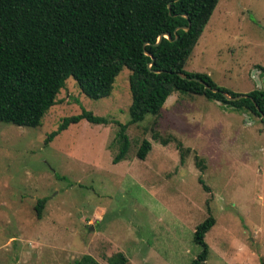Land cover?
<instances>
[{"label":"rangeland","instance_id":"1","mask_svg":"<svg viewBox=\"0 0 264 264\" xmlns=\"http://www.w3.org/2000/svg\"><path fill=\"white\" fill-rule=\"evenodd\" d=\"M184 70L240 95L263 89L264 0H219ZM129 74L122 69L111 95L99 100L68 78L36 128L0 122V264H72L84 256L107 264L118 252L127 264H189L201 251L195 228L209 215L215 224L204 264H260V119L175 92L158 116L129 124ZM82 110L110 123L82 120L45 144L63 118ZM116 123L127 125L129 150L113 164ZM144 139L151 150L139 160Z\"/></svg>","mask_w":264,"mask_h":264},{"label":"trees","instance_id":"2","mask_svg":"<svg viewBox=\"0 0 264 264\" xmlns=\"http://www.w3.org/2000/svg\"><path fill=\"white\" fill-rule=\"evenodd\" d=\"M218 2L0 0V122L18 127L40 126L68 78L74 79L85 97L107 98L124 68L130 72L129 124L142 122L148 115L158 116L175 92L202 96L260 119L256 106L264 115V88L247 93L245 99L228 101L222 93L230 97L240 94L217 86L206 74L184 70ZM164 34H169L170 39L163 37L155 45ZM178 74L198 79L217 92L182 79ZM82 120L93 125L110 123L104 117L82 110L78 115L63 118L57 129L48 134L45 144ZM116 125L118 151L113 164L125 160L129 150L127 125ZM160 141L162 145L168 144L167 139ZM150 150V142L144 139L137 158L144 160ZM203 189L208 191L204 185ZM45 203L43 198L35 205L38 219L42 217ZM214 224V218L209 215L196 226L193 242L201 251L189 264L207 261L209 248L205 236ZM127 263V257L120 252L107 259V264ZM72 264L95 262L84 256Z\"/></svg>","mask_w":264,"mask_h":264},{"label":"water","instance_id":"3","mask_svg":"<svg viewBox=\"0 0 264 264\" xmlns=\"http://www.w3.org/2000/svg\"><path fill=\"white\" fill-rule=\"evenodd\" d=\"M175 1H178V0H175ZM169 8V7H168ZM185 18H186V16H184ZM185 30L187 29V28H184ZM166 38V39H170V35L169 34H164V35H162V36H160L159 38H158V40H157V42H156V44L155 45H158L160 42H161V40H162V38ZM147 55H149L148 53H146ZM149 66V65H148ZM182 79H187V80H189V81H194V82H198V83H200L201 85H203L207 90H210V91H212V92H217V90L216 89H213V88H211V87H209L207 84H205L204 82H202V81H200V80H198V79H195V78H190V79H188V78H186L183 74H178ZM222 95L224 96V98L226 99V100H228V101H238V100H240V99H245V98H247L248 96L246 95V94H243V95H239V96H236V97H230L229 95H227V94H225V93H222ZM256 109H257V111H258V113H259V115H260V119L264 122V115L259 111V109H258V107L256 106Z\"/></svg>","mask_w":264,"mask_h":264}]
</instances>
